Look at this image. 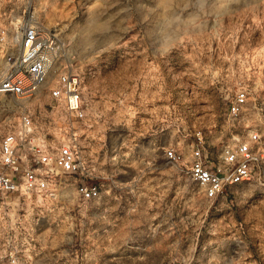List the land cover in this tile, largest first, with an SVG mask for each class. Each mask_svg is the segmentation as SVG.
Segmentation results:
<instances>
[{
	"label": "rangeland",
	"instance_id": "obj_1",
	"mask_svg": "<svg viewBox=\"0 0 264 264\" xmlns=\"http://www.w3.org/2000/svg\"><path fill=\"white\" fill-rule=\"evenodd\" d=\"M47 2L30 12L60 33L59 65L80 76L85 117L67 127L52 75L29 99L0 94V139L25 107L35 143L55 148L75 132L83 180L104 197L81 202L67 175L56 176V201L12 196L0 204V251L26 235L18 251L32 264H264V160L217 200L185 167L197 136L214 164L251 131L264 138V0ZM0 9L3 24L23 10L16 0ZM241 91L247 103L232 116Z\"/></svg>",
	"mask_w": 264,
	"mask_h": 264
},
{
	"label": "built area",
	"instance_id": "obj_2",
	"mask_svg": "<svg viewBox=\"0 0 264 264\" xmlns=\"http://www.w3.org/2000/svg\"><path fill=\"white\" fill-rule=\"evenodd\" d=\"M16 3L23 10L18 15L10 14L7 24L1 22L0 25V94L29 99L49 86L53 75L55 83L50 87V97L64 110L69 121L67 127L72 130L73 122L85 117L80 76L59 65L62 58L60 33L45 26L30 12L33 4L46 9L48 2L16 0ZM246 103L247 93L239 92L229 107L230 114L239 115ZM35 130L34 115L25 107L20 109L17 122L7 126L0 139V204L8 203L14 195L18 200L37 194L46 201H56L60 194L53 190L64 187L57 181L58 175L74 178L81 202L99 200L100 187L83 180L88 174V165L75 143V132L73 140L54 148L44 141L35 143L38 142ZM165 154L173 163L182 161V155L174 148L166 149ZM263 160L264 138L258 131H251L248 139H237L225 145L218 164L208 159L202 137L197 136L185 167L205 197L217 200L227 196L233 187L249 181ZM29 245L24 235L16 245H11L14 249L0 251V264H32L31 260L27 261L31 256L24 258L18 251L19 247Z\"/></svg>",
	"mask_w": 264,
	"mask_h": 264
},
{
	"label": "crops",
	"instance_id": "obj_3",
	"mask_svg": "<svg viewBox=\"0 0 264 264\" xmlns=\"http://www.w3.org/2000/svg\"><path fill=\"white\" fill-rule=\"evenodd\" d=\"M0 25H1V21H0ZM102 197H104V195L101 194L100 199H101ZM100 199H99V200H100ZM97 201H98V200H97ZM95 223H96V225H95L94 228H93V231H94V232L107 231L106 225H104V226H102V225L99 226L100 224H97L98 221H96Z\"/></svg>",
	"mask_w": 264,
	"mask_h": 264
}]
</instances>
